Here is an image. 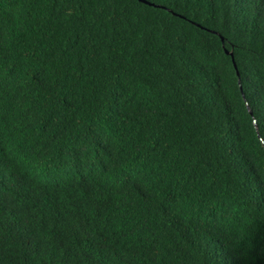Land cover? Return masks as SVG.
<instances>
[{"label":"trees","instance_id":"16d2710c","mask_svg":"<svg viewBox=\"0 0 264 264\" xmlns=\"http://www.w3.org/2000/svg\"><path fill=\"white\" fill-rule=\"evenodd\" d=\"M146 1L0 0V264H264V0Z\"/></svg>","mask_w":264,"mask_h":264},{"label":"water","instance_id":"95a60500","mask_svg":"<svg viewBox=\"0 0 264 264\" xmlns=\"http://www.w3.org/2000/svg\"><path fill=\"white\" fill-rule=\"evenodd\" d=\"M142 1H144V2H146V3H148L146 0H142ZM222 40L224 41V39L222 38ZM226 52H227V54H231L232 55V58H233V53L232 52H229V51H227L226 50ZM234 59V58H233ZM236 66V68H237V65H235ZM238 74H239V72H238ZM248 108H249V110H250V112H251V109H250V107L248 106Z\"/></svg>","mask_w":264,"mask_h":264},{"label":"clouds","instance_id":"9594fccd","mask_svg":"<svg viewBox=\"0 0 264 264\" xmlns=\"http://www.w3.org/2000/svg\"><path fill=\"white\" fill-rule=\"evenodd\" d=\"M248 110H249V108H248ZM249 111H250V110H249ZM251 112H252V111H251ZM251 112H250V113H251Z\"/></svg>","mask_w":264,"mask_h":264}]
</instances>
